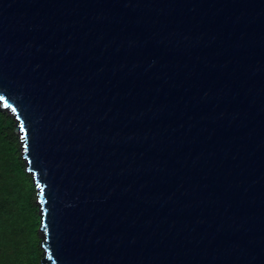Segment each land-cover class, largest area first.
<instances>
[{
  "label": "water",
  "instance_id": "obj_1",
  "mask_svg": "<svg viewBox=\"0 0 264 264\" xmlns=\"http://www.w3.org/2000/svg\"><path fill=\"white\" fill-rule=\"evenodd\" d=\"M0 111L41 264H264V0H0Z\"/></svg>",
  "mask_w": 264,
  "mask_h": 264
},
{
  "label": "trees",
  "instance_id": "obj_2",
  "mask_svg": "<svg viewBox=\"0 0 264 264\" xmlns=\"http://www.w3.org/2000/svg\"><path fill=\"white\" fill-rule=\"evenodd\" d=\"M36 188L20 152L14 123L0 111V264H41Z\"/></svg>",
  "mask_w": 264,
  "mask_h": 264
},
{
  "label": "rangeland",
  "instance_id": "obj_3",
  "mask_svg": "<svg viewBox=\"0 0 264 264\" xmlns=\"http://www.w3.org/2000/svg\"><path fill=\"white\" fill-rule=\"evenodd\" d=\"M16 132V130L14 129V133Z\"/></svg>",
  "mask_w": 264,
  "mask_h": 264
}]
</instances>
